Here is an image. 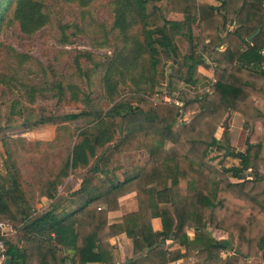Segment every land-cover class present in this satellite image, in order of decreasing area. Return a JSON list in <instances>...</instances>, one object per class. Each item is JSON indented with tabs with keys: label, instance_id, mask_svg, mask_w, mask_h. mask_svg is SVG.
Wrapping results in <instances>:
<instances>
[{
	"label": "trees",
	"instance_id": "1",
	"mask_svg": "<svg viewBox=\"0 0 264 264\" xmlns=\"http://www.w3.org/2000/svg\"><path fill=\"white\" fill-rule=\"evenodd\" d=\"M64 1L86 7L94 0ZM109 3L117 40L114 51L104 62H94L91 52L79 50L75 62L89 83L102 68L111 105L106 110L86 106L62 117L68 123L86 120V124L79 128L59 171L51 173L41 189L55 199L63 180L82 168L80 187L69 194L73 211L58 213L53 205L35 215L37 207L9 148L14 138L8 130L55 125L59 117L53 107H27L18 98L11 100L21 88L12 75L0 73L4 156L0 219L18 225L21 243L6 240L9 264L102 262L96 251L120 233L132 239L138 257L129 264H145L153 256L161 262L157 264H170L194 253L198 264H247L253 256L264 264V0H222L218 6L199 0ZM172 13L182 18L174 19ZM49 21L43 0H0V52L5 48L1 37L10 27L17 26L29 36ZM228 24L231 30H226ZM259 27L261 31L249 40ZM83 60L91 66L82 68ZM198 66L214 70L213 80L202 91L197 87ZM124 84L129 85L127 95L120 93ZM164 84L168 90L163 94L180 104L155 98ZM175 84L181 85L178 92L173 90ZM48 91L58 105L80 101L76 85L58 81ZM39 93L43 91L33 88L22 95L33 102ZM84 98L91 105L89 96ZM232 111L245 119V150L230 146L227 131L226 144L217 139L218 129ZM212 149L235 160L222 168L227 181L208 165ZM135 152L145 155L139 169L124 172L122 181L112 182L106 175L126 166V156ZM131 192L137 194L138 210L124 215L120 224H109L108 213ZM155 217L162 221L160 231L151 227ZM191 227L192 239L187 232ZM215 231H225L229 238L218 240ZM168 238L186 252L166 257ZM227 251L231 254L224 260Z\"/></svg>",
	"mask_w": 264,
	"mask_h": 264
},
{
	"label": "rangeland",
	"instance_id": "2",
	"mask_svg": "<svg viewBox=\"0 0 264 264\" xmlns=\"http://www.w3.org/2000/svg\"><path fill=\"white\" fill-rule=\"evenodd\" d=\"M43 2L50 14L49 23L29 36L21 33L17 26L10 27L1 37L5 48L0 52V73L12 75L15 85L21 88V92L17 90L15 95L11 96V100L18 98L27 107H53L59 117L55 125L31 131H25L21 127L8 130L9 135L14 138L10 141L9 148L20 167L25 190L32 200L37 197L36 189L50 178L51 173L59 171L71 147L77 141L79 128L86 124V120L68 123L62 117L67 113L78 112L86 106L106 110L111 105L103 86L102 68L95 71L90 84L75 62L76 52L79 50L91 52L94 62H104L105 56L111 55L117 44L116 33L112 28L114 12L109 0H94L86 7L67 3L64 0H43ZM81 66L86 68L91 64L83 60ZM58 81L77 86L80 96L77 104L58 105L56 99L49 97L48 89ZM179 85L175 84L173 90L178 92ZM33 88H38L43 93L36 95L31 102V98L27 99L26 95L22 94L30 93ZM159 90L160 94L155 98L163 99L165 96L163 92L166 93L168 89L164 84ZM128 92L129 85L120 86L121 95H127ZM84 94L89 96L91 105H86ZM9 105V102L4 105L5 113H8ZM225 131L230 146L246 149L248 131L243 116L233 111L226 116L217 132V139L223 144H226ZM156 141L155 137L154 143H157ZM2 152L3 148L0 145V168L4 167ZM209 155L213 159L209 160L208 165L218 177L227 181V175L222 168L231 166L235 160L223 152L216 155L214 149ZM126 158V166H136L143 163L145 155L135 152ZM78 175L79 173H75V177ZM248 176L244 173V177L248 178ZM222 236L218 240L229 238L227 232ZM229 254L231 252H224L222 259L225 260ZM247 264H263V260L253 256L247 259Z\"/></svg>",
	"mask_w": 264,
	"mask_h": 264
},
{
	"label": "crops",
	"instance_id": "3",
	"mask_svg": "<svg viewBox=\"0 0 264 264\" xmlns=\"http://www.w3.org/2000/svg\"><path fill=\"white\" fill-rule=\"evenodd\" d=\"M202 3L218 6L222 3V0H199ZM171 17L174 19H181L182 15L180 13H172ZM233 27L231 24L227 25L226 30H231ZM226 31L221 33V36H224ZM225 44L222 45L224 47ZM209 60V59H208ZM198 78L200 79L198 82V90L202 91L205 87L210 83L214 78V70L213 68H205L203 66L197 67ZM51 129V128H48ZM242 150V149H241ZM139 169V165L134 166H123L121 168L110 171L106 176L112 181H122L124 178V172H132ZM83 169L78 168L71 172L64 180L63 183L60 184L57 188V197L55 199H49L44 194H42V186H39L36 189V198L33 201L37 207V212L35 215L41 214L52 208L53 205L56 206V212H71L75 209V204L72 203L70 199V192L77 190L80 187L82 181ZM75 173H79L78 177H75ZM48 180V179H47ZM33 183V182H32ZM35 185L34 183L32 184ZM33 186L31 188H33ZM59 199V200H58ZM37 203V204H36ZM138 210V198L135 192L128 193L123 196L119 201V208L115 209L108 213V223L109 224H120L123 220V216L129 213L136 212ZM14 226V231L10 233L7 238L9 243L13 244H21L19 242L20 237V229L18 225ZM151 227L154 231L162 230V221L159 217H155L151 220ZM188 235L190 239L194 237V229L191 227L188 229ZM224 231H215L214 236L219 239L223 237L222 234ZM105 247L102 251H96L101 254L102 262H94L89 264H129L130 261L137 259L138 257L134 254V245L133 241L126 233H120L113 237H110L108 241L105 243ZM164 246L167 252L166 257H170V253H181L184 254L186 252V248L182 246L179 242L175 241L173 238H168L164 242ZM145 254V251L141 253V256ZM10 263V256L7 255ZM153 261H147L145 264H157L161 263L158 258H154ZM167 258H164L166 261ZM8 263V264H9ZM198 258L195 253L190 254L188 257L184 256L178 260L172 261L170 264H198Z\"/></svg>",
	"mask_w": 264,
	"mask_h": 264
},
{
	"label": "built area",
	"instance_id": "4",
	"mask_svg": "<svg viewBox=\"0 0 264 264\" xmlns=\"http://www.w3.org/2000/svg\"><path fill=\"white\" fill-rule=\"evenodd\" d=\"M165 101H173L177 104H180V101L172 98L168 95L164 96ZM249 175V173H247ZM249 177V176H248ZM246 178V177H245ZM14 231L13 223L6 219H0V264H6L7 258V244L6 240L11 232Z\"/></svg>",
	"mask_w": 264,
	"mask_h": 264
},
{
	"label": "water",
	"instance_id": "5",
	"mask_svg": "<svg viewBox=\"0 0 264 264\" xmlns=\"http://www.w3.org/2000/svg\"><path fill=\"white\" fill-rule=\"evenodd\" d=\"M261 31V27H259L254 34H252L250 37H249V40L253 39V37H255L259 32ZM233 248V247H232ZM6 264L9 263V258L7 257L6 258V261H5Z\"/></svg>",
	"mask_w": 264,
	"mask_h": 264
}]
</instances>
